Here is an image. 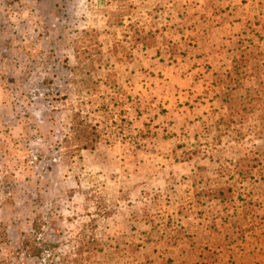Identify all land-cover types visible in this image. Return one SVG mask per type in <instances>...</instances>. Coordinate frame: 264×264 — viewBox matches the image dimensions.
<instances>
[{
  "label": "rangeland",
  "instance_id": "374dc122",
  "mask_svg": "<svg viewBox=\"0 0 264 264\" xmlns=\"http://www.w3.org/2000/svg\"><path fill=\"white\" fill-rule=\"evenodd\" d=\"M195 3L0 0V264H173L264 232V6L222 67L144 52ZM77 111L101 136L69 159Z\"/></svg>",
  "mask_w": 264,
  "mask_h": 264
},
{
  "label": "crops",
  "instance_id": "0c3cea01",
  "mask_svg": "<svg viewBox=\"0 0 264 264\" xmlns=\"http://www.w3.org/2000/svg\"><path fill=\"white\" fill-rule=\"evenodd\" d=\"M190 1L192 2V0ZM257 1L258 0L248 2L250 9L247 8V3L233 6V9L231 10L232 14H228L223 11L218 12L212 7L207 9V3H209V0H195V2H199V4L195 3L192 7H196L194 9H197V11L202 8V11H205L207 14H187L185 15L186 17H179V20L182 21L181 26L187 28L183 29L184 32L182 31L176 35L173 31V28L175 27L174 23L177 21L175 19L176 14H174V9H170L173 11L171 18L167 17L160 23L161 26H163L162 29H165V31L162 30L160 33L161 40L157 43L156 51H154V48L150 47V49L148 46L144 49V52L164 55L165 53L167 54V52H175V48L183 47L185 53L182 55L185 56L187 54L190 56L189 58L192 60L193 64L194 62L201 64L203 60H207L205 63L214 64L215 62L212 63V60L213 55L216 54L218 56L220 55V60L222 61L218 62L219 66L222 67V64L226 62V58L224 54L218 52V50L226 46L229 36L233 37L238 33L239 28L236 30V27H239L238 23L241 18H251L252 11L256 8V3H259ZM259 5L264 6V0L263 3H259ZM212 9L214 10L213 12ZM199 22L200 24L205 23V26L199 28ZM193 25L195 26L196 31L194 38H191L189 35L191 30H194ZM190 27L191 29H189ZM228 29L231 33L228 32ZM171 40L178 42L175 44L174 42H170ZM185 41L189 42V45L186 46ZM191 42L192 44H190ZM197 56L201 57L197 59ZM200 58H202V61H200ZM161 61L163 63L166 62L163 60ZM228 248L229 250L224 252H222V248H220L217 250V254L212 256H204L203 254L202 256H199V258H195V260H192L193 257L189 256L188 253L184 251L182 255H178L173 264H264V232L254 236L253 239L251 238L248 242V246L238 245L237 247L231 245V247L228 246Z\"/></svg>",
  "mask_w": 264,
  "mask_h": 264
},
{
  "label": "trees",
  "instance_id": "16d2710c",
  "mask_svg": "<svg viewBox=\"0 0 264 264\" xmlns=\"http://www.w3.org/2000/svg\"><path fill=\"white\" fill-rule=\"evenodd\" d=\"M70 117L68 131L64 134L61 144L64 147L65 157L74 159L76 155L81 157L82 150L94 149L101 135L97 127L80 111L73 113ZM29 248L33 249L31 254H41L39 246L31 244Z\"/></svg>",
  "mask_w": 264,
  "mask_h": 264
}]
</instances>
